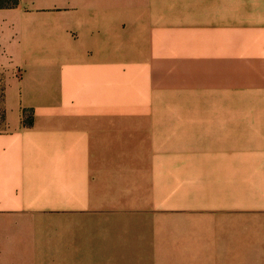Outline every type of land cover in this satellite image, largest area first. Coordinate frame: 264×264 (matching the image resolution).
Listing matches in <instances>:
<instances>
[{"label":"crops","instance_id":"1","mask_svg":"<svg viewBox=\"0 0 264 264\" xmlns=\"http://www.w3.org/2000/svg\"><path fill=\"white\" fill-rule=\"evenodd\" d=\"M253 36L264 0L0 10V264H264V107L174 99L182 69L196 95L228 73L194 53L254 50Z\"/></svg>","mask_w":264,"mask_h":264},{"label":"rangeland","instance_id":"2","mask_svg":"<svg viewBox=\"0 0 264 264\" xmlns=\"http://www.w3.org/2000/svg\"><path fill=\"white\" fill-rule=\"evenodd\" d=\"M250 40L252 41L250 42ZM246 45L248 49L252 48L254 50L239 52L229 51L222 53H194L205 54L210 65H212V55H221L223 58L222 70L224 72L227 70L228 73L224 75L214 74L213 76L208 74L204 77V82L197 81V84L193 85L197 87L196 95L195 92L192 94V77L189 75L190 69H182V75L179 78H176L177 74L175 76L178 81V83L176 82V85H174L175 106H210L209 99L211 94L209 93L213 90L214 92L217 91L219 93H224L226 91L228 93L229 107H264V37H246ZM257 48L260 50H255ZM180 54L181 64L188 63L187 61L192 62V53H187V57H182L184 53ZM215 65L216 64H214V66ZM252 66L254 67L251 68ZM144 69L145 78H147L150 76L151 68L144 67ZM16 74H18L17 71ZM9 75L10 74L7 70L0 68V132L8 129L4 114L6 111L5 92ZM170 75L172 74L170 73ZM126 84L127 86H125L127 90L124 91H135L136 85L134 84V81L129 80ZM195 96H197V100H192V97L194 98ZM28 115H30V113H28Z\"/></svg>","mask_w":264,"mask_h":264},{"label":"trees","instance_id":"3","mask_svg":"<svg viewBox=\"0 0 264 264\" xmlns=\"http://www.w3.org/2000/svg\"><path fill=\"white\" fill-rule=\"evenodd\" d=\"M21 1L22 0H0V9L17 8L20 5ZM4 117L6 119V111H5ZM33 123H34L33 115L27 116V118L24 120L25 126H32Z\"/></svg>","mask_w":264,"mask_h":264}]
</instances>
